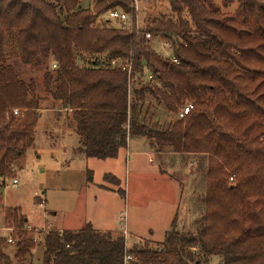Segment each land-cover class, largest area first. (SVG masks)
<instances>
[{
  "label": "trees",
  "instance_id": "1",
  "mask_svg": "<svg viewBox=\"0 0 264 264\" xmlns=\"http://www.w3.org/2000/svg\"><path fill=\"white\" fill-rule=\"evenodd\" d=\"M223 1H237V10L223 13L215 0H168L174 16L140 29L134 0H0V56L11 34L24 64L53 60L46 86L55 84L53 97L73 111L87 157L117 158L129 137L141 136L158 152L200 155L204 171L195 230H178L176 218L161 245L131 249L124 235L91 224L50 230L41 264H125L128 254L129 264H208L213 257L264 264V0ZM116 9L132 14L131 26L102 18ZM147 34L172 42L171 60L151 50ZM80 52L95 56L90 67L78 65ZM118 59L130 66L112 65ZM146 69L152 80L143 84ZM132 78L139 87L130 88ZM32 89L33 81L0 62V188L35 141L41 107L29 99ZM153 101L168 115L188 102L193 108L166 125L150 124L145 105ZM6 221L28 222L17 208ZM13 238H0V264H35L34 236L24 230Z\"/></svg>",
  "mask_w": 264,
  "mask_h": 264
},
{
  "label": "rangeland",
  "instance_id": "2",
  "mask_svg": "<svg viewBox=\"0 0 264 264\" xmlns=\"http://www.w3.org/2000/svg\"><path fill=\"white\" fill-rule=\"evenodd\" d=\"M215 3L226 14L234 13L239 5L237 1L227 6L223 0ZM133 4L140 29L174 16L168 0H134ZM102 18H108V14ZM132 23L130 13L124 23L113 25L129 27ZM148 39L152 51L164 60L172 59L173 45L168 38L152 34ZM94 58L87 53L76 54L82 67H90ZM2 60L13 66L27 85L34 82L29 99H39L41 117L35 127L33 146L21 154L14 165V176L0 188V238L7 239L24 230L33 235L37 241L33 251L35 264H41V242L50 230H79L91 224L95 230L124 235L131 249L161 245L176 218L178 230L196 229L202 214L199 195L205 191L200 155L158 152L151 140L140 136L130 137L132 144L127 154L124 150L115 159L88 158L74 149L75 126H70L74 122L73 111L53 97L55 84L46 86V74L56 70L53 60L39 65L24 64L11 34H7ZM127 63L131 61L118 59L112 65L125 69L130 66ZM140 79L147 84L152 74L146 69ZM129 83L131 89L139 87L133 78ZM148 104L145 109L149 108L150 124L160 121L166 125L182 118L184 105L177 113L168 115L157 101L149 107ZM15 110L14 114L19 116ZM139 138L147 144L132 141ZM15 179L18 186L13 185ZM15 208L19 209V216L28 220L24 228L6 221L8 211ZM208 264H221V259L213 257Z\"/></svg>",
  "mask_w": 264,
  "mask_h": 264
},
{
  "label": "built area",
  "instance_id": "3",
  "mask_svg": "<svg viewBox=\"0 0 264 264\" xmlns=\"http://www.w3.org/2000/svg\"><path fill=\"white\" fill-rule=\"evenodd\" d=\"M137 7H138V6H137ZM127 16H128L127 13H125L124 11L119 10V9L111 10V11L108 13V18H109V19L120 20V21L125 20V19L127 18ZM147 37H148V38H151V35H150V34H147ZM175 61H176V60H175ZM114 63H115V62H113V64H114ZM54 67H56L55 64H54ZM192 108H193V106H192L191 104H188L187 106H185L184 109H183V111L181 112V117L185 116V115H186V114H187ZM15 113H18V110H15ZM232 179H233V178H231V180H232ZM18 184H19V181H18L17 179H15L13 185H14V186H18ZM124 233L127 234V233H126V230H125ZM7 241H8L9 243H13V242H15L13 236H11V235L7 238ZM132 260H133V256H131V255L128 254V255L125 257V264H129Z\"/></svg>",
  "mask_w": 264,
  "mask_h": 264
},
{
  "label": "crops",
  "instance_id": "4",
  "mask_svg": "<svg viewBox=\"0 0 264 264\" xmlns=\"http://www.w3.org/2000/svg\"><path fill=\"white\" fill-rule=\"evenodd\" d=\"M66 109H68V108H66ZM74 121V120H73ZM72 125H70V126H75L74 128H75V134H76V137H75V139H76V144H75V148L74 149H76V150H78L79 152H81V153H83V155L84 156H86L85 155V153L81 150V145H82V143H81V138H80V136H79V134H78V132H77V129H76V124H75V122H72L71 123ZM137 137V136H136ZM140 137V136H139ZM135 139H137V138H135ZM133 142H135V141H143V144L145 145V143L147 144V142L145 141V140H143V139H140L139 138V140H132ZM131 139H130V137L128 138V145H127V147L126 148H121L120 149V151H119V155L122 153V151H124V150H126V154L128 153V147H130L131 146ZM146 147V146H145ZM146 149H149L148 147H146ZM150 150H151V148H150ZM118 155V156H119ZM87 157V156H86ZM89 158V157H88ZM98 159V158H97ZM107 159H112V158H107ZM107 159H105V160H107ZM113 159H115V158H113ZM104 160V159H103ZM66 230V229H65ZM74 231H76V230H74ZM98 231H104V232H107L108 230H98ZM112 232H114V231H112Z\"/></svg>",
  "mask_w": 264,
  "mask_h": 264
}]
</instances>
